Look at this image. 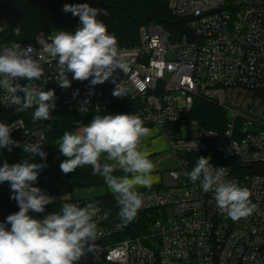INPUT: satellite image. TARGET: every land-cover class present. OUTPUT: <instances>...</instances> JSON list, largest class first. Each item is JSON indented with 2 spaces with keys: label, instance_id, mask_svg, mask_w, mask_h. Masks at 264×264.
I'll return each mask as SVG.
<instances>
[{
  "label": "built area",
  "instance_id": "obj_1",
  "mask_svg": "<svg viewBox=\"0 0 264 264\" xmlns=\"http://www.w3.org/2000/svg\"><path fill=\"white\" fill-rule=\"evenodd\" d=\"M171 11L185 20L187 33L173 39L161 25L151 24L140 29L138 45L117 42L127 69H117L114 76L127 90L124 98L112 95L111 80L91 86L90 81L72 80V74L71 87L62 89L56 83V60L43 53L56 32L18 42L21 48L34 49L33 58L44 69L35 83L55 91L53 119L33 121L34 109L17 111L5 105L0 90L3 122L15 125L12 139L20 144L40 141L46 160L61 110L95 115L97 106L102 114L127 103L129 114L140 115L146 127H155L168 140L176 167L157 185L161 189L140 190L143 205L138 212H150L146 230L130 234L95 202L99 213L94 219L102 234L78 264H264V0H171ZM198 100L225 112L226 122L219 129L194 118ZM199 156L221 167L225 180L249 189L256 205L249 217L228 218L217 208L213 193H205L199 181L185 175ZM63 200L81 207L94 202L71 196Z\"/></svg>",
  "mask_w": 264,
  "mask_h": 264
},
{
  "label": "clouds",
  "instance_id": "obj_2",
  "mask_svg": "<svg viewBox=\"0 0 264 264\" xmlns=\"http://www.w3.org/2000/svg\"><path fill=\"white\" fill-rule=\"evenodd\" d=\"M62 11L78 17L79 26L75 31L52 34L50 42L43 46V53L57 62L56 83L62 89L71 87L69 74L72 80L90 81L91 86L111 80L115 85L112 95L124 98L127 90L114 74L117 69L126 72L127 65L119 54L117 38L98 19L100 15H107L108 10L88 3H66ZM5 29L0 27V32ZM12 34L19 36L20 27H14ZM33 53L31 46L21 48L18 43L0 48V90L4 93L5 105L15 106L17 111L34 109L33 121L52 120L57 97L54 90L46 91L35 83L44 75V69ZM96 112L90 123L65 131L60 137L57 147L66 159L59 167L68 174L79 167L91 166L92 174L101 176L114 195L120 221L127 225L135 220L143 205L138 189L153 186L155 165L149 159V151L142 147V140L149 136L150 129L138 114L101 115L99 106ZM13 128L14 124L0 122V149L10 152L13 147H20L30 155L13 164L5 160L0 166V184H9L10 199L19 208L0 222V264H78L86 252L94 250V241L102 234L94 219L99 208L95 202L82 207L66 202L59 212H46V206L58 199L33 185L38 183L47 164L30 162L36 156L46 161L44 145L40 141L20 144L11 137ZM116 172L122 174L116 175ZM185 175L193 183L199 181L205 193L211 191L217 208L233 221L249 217L256 209L249 189L225 180L223 169L214 167L210 158L199 156ZM30 212L43 215L35 218Z\"/></svg>",
  "mask_w": 264,
  "mask_h": 264
},
{
  "label": "trees",
  "instance_id": "obj_3",
  "mask_svg": "<svg viewBox=\"0 0 264 264\" xmlns=\"http://www.w3.org/2000/svg\"><path fill=\"white\" fill-rule=\"evenodd\" d=\"M66 3H88L92 7L108 10L107 15H100L98 19L106 24L108 32L115 35L119 45L124 47L138 45L140 29L151 24L161 25L173 39L187 33L185 20L175 17L171 11V0H0V27L6 28L4 32H0V47L32 41L41 32L75 31L79 26V18L62 11ZM16 26L20 27L19 36L12 34ZM129 112V105L122 103L102 114H129ZM225 116V112L214 104L203 100H198L196 103L194 118L207 128L219 129L221 122H226ZM93 118L94 115H76L63 110L58 111L49 137L48 159L42 161L32 158V163L47 164L40 173L38 183L33 186L41 188L48 195L58 199L55 204L46 206V210L61 208L65 203L63 199L67 196L76 198L74 195L76 189L107 187L101 176L92 174L91 166L79 167L68 174H64L59 167L60 163L66 159L60 157L57 147L60 137L65 131H74L83 124L90 123ZM4 152L9 164L23 160L17 147H13L10 152L5 148ZM159 189L161 186L155 185L151 189L145 188L141 191ZM10 196L9 184L7 182L0 184V222L5 221L9 214L19 211L17 203L11 200ZM88 200L102 205L120 220L119 206L111 192ZM149 215L150 212H138L135 220L125 225L129 233L134 236L143 233L146 230Z\"/></svg>",
  "mask_w": 264,
  "mask_h": 264
},
{
  "label": "rangeland",
  "instance_id": "obj_4",
  "mask_svg": "<svg viewBox=\"0 0 264 264\" xmlns=\"http://www.w3.org/2000/svg\"><path fill=\"white\" fill-rule=\"evenodd\" d=\"M150 129V134L146 138L142 140V147L146 148L149 153V159H151L155 165L154 171L152 173L153 175V186L158 185L159 183L163 182L165 183L166 175H167V169L169 167L168 162H163L159 163L158 160L161 157L166 156L169 154L170 147L168 140L166 139L165 135L161 133L158 129L155 127H151ZM170 151V152H169ZM60 157H63L60 155ZM152 186V187H153ZM145 188H139L138 191L143 190ZM106 192H111L108 187L104 188H92V189H85V190H80L76 189L75 190V197L76 198H90V199H95L97 196L103 195ZM112 193V192H111ZM70 196L65 197L69 198Z\"/></svg>",
  "mask_w": 264,
  "mask_h": 264
},
{
  "label": "crops",
  "instance_id": "obj_5",
  "mask_svg": "<svg viewBox=\"0 0 264 264\" xmlns=\"http://www.w3.org/2000/svg\"><path fill=\"white\" fill-rule=\"evenodd\" d=\"M0 122H3V118H2V115H1V104H0ZM19 151H20V153H21L23 159L29 157V155H28L27 153L22 152V150H20V149H19ZM170 151H171V150H170ZM170 151H169V152H170ZM5 160L7 161V158H6V156H5L4 149H0V166H2V164H3V162H4ZM166 161H169V162H168L169 167H168L167 170H170V169H173V168L176 167V159H175V157H174V155H173L172 152H170L169 154H167V155L164 156V157H161V158L158 160L159 163H163V162H166ZM7 162H8V161H7ZM30 162H32V158L30 159ZM165 181H166V179H165ZM161 183H163V182H161ZM163 184H164V183H163ZM80 199H81V198H80ZM82 199H90V198H82ZM60 209H61V208L50 209V210H46V212H51V211L59 212ZM30 215H33L35 218H41V216H42L43 214H37V213H31V212H30Z\"/></svg>",
  "mask_w": 264,
  "mask_h": 264
}]
</instances>
